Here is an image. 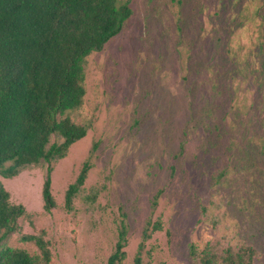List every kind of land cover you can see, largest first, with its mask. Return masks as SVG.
Segmentation results:
<instances>
[{
	"label": "rangeland",
	"instance_id": "1",
	"mask_svg": "<svg viewBox=\"0 0 264 264\" xmlns=\"http://www.w3.org/2000/svg\"><path fill=\"white\" fill-rule=\"evenodd\" d=\"M130 1L123 30L86 58L84 101L69 114L90 127L53 163L56 208L44 209L45 163L0 175L32 215L7 243L34 252L20 236L45 230L51 264H108L124 224L120 264H133L151 219L162 229L144 263L195 264L190 244L211 240L250 245L264 264V0Z\"/></svg>",
	"mask_w": 264,
	"mask_h": 264
},
{
	"label": "trees",
	"instance_id": "2",
	"mask_svg": "<svg viewBox=\"0 0 264 264\" xmlns=\"http://www.w3.org/2000/svg\"><path fill=\"white\" fill-rule=\"evenodd\" d=\"M130 0H0V175L13 178L28 166L46 164L42 198L50 213L57 206L52 192L53 163L84 138L90 124L76 122L70 111L81 107L86 94L85 62L118 35L133 14ZM91 163L86 160L65 192L72 210ZM158 196V195H157ZM157 196L153 206L157 203ZM0 181V264H51L45 230L22 234L21 244L7 243L21 230L20 219L31 217L23 204L10 200ZM162 222L149 219L133 264L144 263L143 251ZM127 227L122 224L108 264L127 256ZM195 264H255V250L246 244L220 245L208 240L190 244Z\"/></svg>",
	"mask_w": 264,
	"mask_h": 264
}]
</instances>
